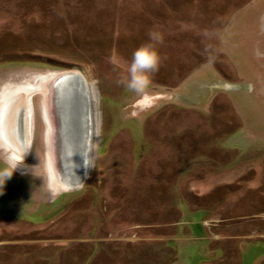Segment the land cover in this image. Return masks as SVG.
Returning <instances> with one entry per match:
<instances>
[{
	"label": "rangeland",
	"instance_id": "obj_1",
	"mask_svg": "<svg viewBox=\"0 0 264 264\" xmlns=\"http://www.w3.org/2000/svg\"><path fill=\"white\" fill-rule=\"evenodd\" d=\"M150 30L166 59L137 95L119 81ZM74 67L92 138L65 189L49 92ZM19 107L0 264H264V0H0V122Z\"/></svg>",
	"mask_w": 264,
	"mask_h": 264
},
{
	"label": "bare ground",
	"instance_id": "obj_2",
	"mask_svg": "<svg viewBox=\"0 0 264 264\" xmlns=\"http://www.w3.org/2000/svg\"><path fill=\"white\" fill-rule=\"evenodd\" d=\"M79 73L81 74L80 71ZM82 77L75 72L60 74L51 83L49 92L51 108L56 112L55 115H59H57L59 126L55 136L61 144L52 150L56 163L54 161V165H51L49 161L50 165L48 164V166L50 167L52 183L65 189L78 185L83 179L87 170L88 150L92 138L90 111L86 114L83 112L85 104L80 78L83 83L86 78L84 75ZM13 95L15 96V94ZM6 106L8 107V105ZM6 106L4 105V108ZM5 109L8 110V108ZM27 111L25 107L18 109L14 113L15 116L13 115L14 123L11 121L3 122L4 119L0 122L1 139L4 147H6L5 150L10 153V158L13 161L23 158L22 153L26 154L28 150L27 116L29 114H26ZM80 116L81 119H79ZM23 119L26 121L25 135L22 128Z\"/></svg>",
	"mask_w": 264,
	"mask_h": 264
},
{
	"label": "clouds",
	"instance_id": "obj_3",
	"mask_svg": "<svg viewBox=\"0 0 264 264\" xmlns=\"http://www.w3.org/2000/svg\"><path fill=\"white\" fill-rule=\"evenodd\" d=\"M163 43V34L159 31L150 30L147 42L141 44L132 54L128 77L121 79L119 83L123 84L129 91L142 95L166 59L159 52V46L163 45ZM234 87V85L227 83L223 85L225 91H230ZM18 163L10 162L8 168L0 170V191L3 190L5 182L11 178L13 170Z\"/></svg>",
	"mask_w": 264,
	"mask_h": 264
},
{
	"label": "water",
	"instance_id": "obj_4",
	"mask_svg": "<svg viewBox=\"0 0 264 264\" xmlns=\"http://www.w3.org/2000/svg\"><path fill=\"white\" fill-rule=\"evenodd\" d=\"M76 72V73H78L79 71H81L82 72V70L80 69V68H78V67H74V70H71V71H68V72ZM78 71V72H77ZM68 72H66V73H68ZM62 74H64V73H62ZM78 76V75H77ZM80 82H81V85H82V90H83V95H84V97L86 98L87 96H86V94H87V92H86V90H85V88H84V86H83V81L81 80V78H80ZM86 105H87V99H86ZM86 112H87V106H86ZM22 128H23V131H24V135H25V128H26V121H24V119L22 120ZM87 160V159H86ZM83 181L84 180H81V182H80V186H81V184H83ZM80 186H75V188H79ZM74 188V187H73ZM72 187L70 188V189H73Z\"/></svg>",
	"mask_w": 264,
	"mask_h": 264
},
{
	"label": "snow or ice",
	"instance_id": "obj_5",
	"mask_svg": "<svg viewBox=\"0 0 264 264\" xmlns=\"http://www.w3.org/2000/svg\"><path fill=\"white\" fill-rule=\"evenodd\" d=\"M150 102H151V101H150V100H147V99L144 101L145 105H147V104L150 103Z\"/></svg>",
	"mask_w": 264,
	"mask_h": 264
},
{
	"label": "crops",
	"instance_id": "obj_6",
	"mask_svg": "<svg viewBox=\"0 0 264 264\" xmlns=\"http://www.w3.org/2000/svg\"><path fill=\"white\" fill-rule=\"evenodd\" d=\"M187 92V91H186Z\"/></svg>",
	"mask_w": 264,
	"mask_h": 264
},
{
	"label": "flooded vegetation",
	"instance_id": "obj_7",
	"mask_svg": "<svg viewBox=\"0 0 264 264\" xmlns=\"http://www.w3.org/2000/svg\"><path fill=\"white\" fill-rule=\"evenodd\" d=\"M253 45V44H252Z\"/></svg>",
	"mask_w": 264,
	"mask_h": 264
}]
</instances>
